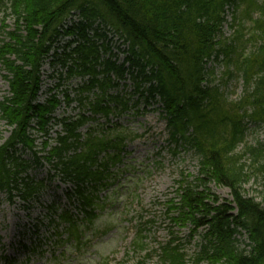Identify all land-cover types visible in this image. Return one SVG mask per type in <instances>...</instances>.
I'll return each instance as SVG.
<instances>
[{"label":"trees","instance_id":"16d2710c","mask_svg":"<svg viewBox=\"0 0 264 264\" xmlns=\"http://www.w3.org/2000/svg\"><path fill=\"white\" fill-rule=\"evenodd\" d=\"M227 7L232 8L231 26L239 27L233 37L221 39ZM0 10L4 18H14L13 28L4 30L6 38H0V65L9 84L0 102V119L10 128L7 138L0 134L4 139L0 192L11 200L19 196L24 205L36 201L46 188L45 180L26 173L46 161L63 181L74 184L68 195L80 202L85 220L93 225L96 210L104 207L96 192L107 186L109 165L121 161L125 141L137 137L118 122L105 129L96 118L102 115L109 122L110 115L122 113L116 105L110 107V102L124 107L126 103L107 91L117 86L112 75L122 79L128 72L136 90L145 89L141 95L146 107L152 101L162 104L161 114L175 144L198 157L197 178L177 182L180 200L169 206L177 212L172 218L177 225H190V236H201L194 264H264V199L245 194L251 175L242 162L248 150L255 158L262 156L263 142L238 151L248 125H264V0H0ZM251 21V35L246 38V23ZM109 33L128 44L129 66L111 59L101 61L100 50L109 49ZM66 35L70 38L64 46L70 50L61 58L55 53L54 61L63 66L68 58L72 61L66 80L89 79L78 86L75 98L68 90L64 95L68 104L77 99L92 116L82 110L78 117L58 119L55 113L61 100L57 93L38 101L45 59ZM223 61L227 80L236 75L242 80L238 100L230 98L227 80L215 82L214 69L208 66ZM56 124L64 134H57L54 146L47 149L46 140L39 148L31 130L48 135ZM85 125L83 137L79 129ZM103 153L106 158L97 163ZM261 168L264 174V164ZM213 183L229 188L232 200L212 192L209 185ZM56 208L52 205L50 210ZM59 218L80 244L82 232L75 217L66 210ZM134 244L144 247L138 239ZM40 246L34 244L31 250ZM161 247L164 263L186 262L179 242L171 239Z\"/></svg>","mask_w":264,"mask_h":264},{"label":"rangeland","instance_id":"374dc122","mask_svg":"<svg viewBox=\"0 0 264 264\" xmlns=\"http://www.w3.org/2000/svg\"><path fill=\"white\" fill-rule=\"evenodd\" d=\"M4 16L5 12L0 10L1 39L6 38L4 30L12 29L14 24L12 16ZM231 23L232 13L229 12L226 14L221 39L234 36L239 26L236 24L232 27ZM252 24V21L246 23L249 25L246 38L251 35ZM250 48L251 45H248ZM208 66L214 69L216 83L228 79L224 74L227 69L224 61L210 62ZM230 69L235 70L234 64L230 65ZM4 74L0 65V101L9 90ZM44 81L45 87L55 83V80L50 79ZM227 82L230 98L238 100L243 88L242 80L236 75ZM153 106L156 105H150L143 116L135 115L134 111L122 115L121 120L138 131L145 127L146 135L129 148L132 154L128 156V163L121 166L125 171L119 172L114 167L112 175L106 178L108 186L100 195L107 201L93 225L84 220L79 201H71L64 196L71 185L59 176L54 178L55 183L44 190L38 202L23 205L17 199L11 202L3 194L4 200H0V264L7 253H14L18 257L15 264H166L161 258V246L171 239L175 240V244L179 242L182 245V251L186 254L184 264H194L193 258L199 249L201 236L196 234L191 237L190 225H177L172 220L177 212L169 210V206L171 202L179 203L177 182H191L197 178L198 157L191 149L184 145L177 146L169 140L165 121L160 118L158 111L151 109ZM143 108L144 105H141L142 113ZM59 114L62 115L61 112ZM54 132L52 136H55ZM0 134L6 137L9 134L1 119ZM34 135L38 144L45 140L41 131ZM258 143H262V156L255 158L248 150L242 158L251 175L244 191L257 200H263L264 174L261 166L264 164V125L251 123L248 125L245 142L238 151L242 153L247 147H256ZM48 170L54 172L52 165H46L44 161L43 167H34L32 172L42 178L49 175ZM209 187L219 198L232 200L229 188L214 183ZM52 205L57 207L56 210H50ZM66 210L73 213L78 221L82 244H71L67 240L69 233L65 230L66 222L59 218ZM141 228L144 231L140 233ZM136 239L144 243L143 248L135 246ZM32 242L43 243L37 253L30 250ZM200 264L209 263L203 261Z\"/></svg>","mask_w":264,"mask_h":264}]
</instances>
